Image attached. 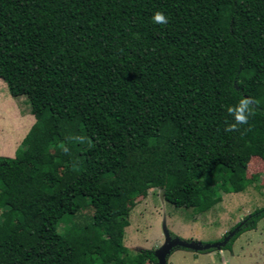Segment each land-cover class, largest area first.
<instances>
[{"label":"trees","instance_id":"obj_1","mask_svg":"<svg viewBox=\"0 0 264 264\" xmlns=\"http://www.w3.org/2000/svg\"><path fill=\"white\" fill-rule=\"evenodd\" d=\"M0 79L36 119L0 157V264H158L123 244L137 199L160 189L201 214L258 180L246 159L264 160V0H0ZM242 98L254 115L226 132ZM82 199L84 224L68 211Z\"/></svg>","mask_w":264,"mask_h":264},{"label":"rangeland","instance_id":"obj_2","mask_svg":"<svg viewBox=\"0 0 264 264\" xmlns=\"http://www.w3.org/2000/svg\"><path fill=\"white\" fill-rule=\"evenodd\" d=\"M28 100L11 96L7 84L0 79V157L14 158L17 149L35 123ZM247 177L258 176L244 192L223 194V199L210 211L194 214L192 210L175 208L164 199L163 190H150L147 197L137 199L131 210L130 225L125 229L123 244L133 252L158 251L166 242L168 230L177 238L203 244L222 242L237 224L264 208V160L247 158ZM196 172L195 176H200ZM1 194V193H0ZM2 195V194H1ZM81 200L71 204L68 211L75 213V221L84 224L92 214ZM6 219L10 213H6ZM96 238L99 233H94ZM222 240V241H221ZM103 244L98 253L112 254L118 248ZM168 264H264V219L253 231L244 233L232 250L216 249L210 253L178 249L169 257Z\"/></svg>","mask_w":264,"mask_h":264},{"label":"water","instance_id":"obj_3","mask_svg":"<svg viewBox=\"0 0 264 264\" xmlns=\"http://www.w3.org/2000/svg\"><path fill=\"white\" fill-rule=\"evenodd\" d=\"M239 228H236L233 232H230L224 241L215 244H203L193 241H186L180 238H172L169 231L165 232L166 242L165 244L155 252V256L158 259V264H168L169 257L174 253L176 249H187L196 252H202L211 248L221 249L225 247L230 239L238 232Z\"/></svg>","mask_w":264,"mask_h":264},{"label":"clouds","instance_id":"obj_4","mask_svg":"<svg viewBox=\"0 0 264 264\" xmlns=\"http://www.w3.org/2000/svg\"><path fill=\"white\" fill-rule=\"evenodd\" d=\"M152 20L155 24L159 25H166L168 23V18L161 11H156L153 14ZM252 103L253 101L250 98H242L236 105L227 108V113L233 117L234 123L229 124L225 128L226 132L238 131L239 126L249 123V118L254 115Z\"/></svg>","mask_w":264,"mask_h":264}]
</instances>
